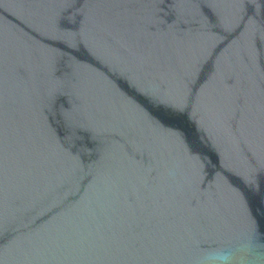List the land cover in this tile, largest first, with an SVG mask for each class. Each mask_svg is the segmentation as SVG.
Masks as SVG:
<instances>
[{
	"label": "water",
	"instance_id": "95a60500",
	"mask_svg": "<svg viewBox=\"0 0 264 264\" xmlns=\"http://www.w3.org/2000/svg\"><path fill=\"white\" fill-rule=\"evenodd\" d=\"M264 264V0H0V264Z\"/></svg>",
	"mask_w": 264,
	"mask_h": 264
},
{
	"label": "clouds",
	"instance_id": "9594fccd",
	"mask_svg": "<svg viewBox=\"0 0 264 264\" xmlns=\"http://www.w3.org/2000/svg\"><path fill=\"white\" fill-rule=\"evenodd\" d=\"M232 252L227 249H218L205 257V264H231Z\"/></svg>",
	"mask_w": 264,
	"mask_h": 264
}]
</instances>
